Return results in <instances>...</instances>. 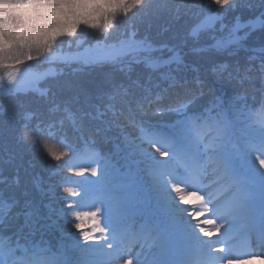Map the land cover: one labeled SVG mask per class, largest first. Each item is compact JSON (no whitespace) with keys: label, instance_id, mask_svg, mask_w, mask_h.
<instances>
[{"label":"trees","instance_id":"obj_1","mask_svg":"<svg viewBox=\"0 0 264 264\" xmlns=\"http://www.w3.org/2000/svg\"><path fill=\"white\" fill-rule=\"evenodd\" d=\"M212 14L225 31L195 33ZM232 28L238 40L220 47ZM130 39L152 54L51 58ZM12 68L53 72L0 94V264L16 254L27 264H93L95 255L107 264L118 223L182 230L185 202L164 163L185 160L183 147L200 167L208 142L219 167L229 157L206 140L214 122L229 119L235 137L264 134V0H0V75ZM241 195L233 208L244 211Z\"/></svg>","mask_w":264,"mask_h":264},{"label":"rangeland","instance_id":"obj_2","mask_svg":"<svg viewBox=\"0 0 264 264\" xmlns=\"http://www.w3.org/2000/svg\"><path fill=\"white\" fill-rule=\"evenodd\" d=\"M225 25L227 24H223L220 21L217 20V17H215V15H209L206 16L203 20V22L199 25L198 29L201 28H210L213 30H217V32L221 33L224 32L225 29L223 28ZM244 25H249L248 23H240L239 27H242ZM251 26H255L257 25V23H250ZM195 33L198 32V30L195 28ZM238 30H235L234 28H232L230 30L231 35L227 36L226 39H223L222 41H220L218 43V45L220 47H226L231 43H235L239 36H238ZM212 34V33H211ZM140 49L141 51H145L149 56L152 54L153 49L147 47L146 45H143L141 42L138 41H134V40H124L120 43L117 44H109L105 47H89L86 48L85 50L81 51V52H67L64 54H57V55H52L51 58L53 59H58L60 61H68V60H63L66 58H69L70 60H77L79 62H87V61H92V62H96V61H109V62H117V61H123V60H127V58H123L120 57L124 54H126L129 50H138ZM65 55V56H64ZM148 56V57H149ZM134 60H138L140 58L138 57H133ZM28 71V72H27ZM53 72L52 68H47L46 70H44L43 72H35L34 70H17L14 69L11 73H9L7 75V77H5L2 81H0V87L3 89H9L11 86L17 87V82H21L23 83L22 88L23 89H28V88H32L29 87L31 84L36 83L37 80H39L42 76L50 74ZM11 84H15V85H11ZM87 170V169H86ZM188 199H185V202H189V201H194L197 202L199 200V197L192 193L189 192L188 194H186ZM188 211L190 212V210L188 209ZM189 214H185V217H189ZM204 215H198V214H193L191 219L194 220H198L201 219L200 221H195L194 226H197L196 229L198 230V236L202 237L203 239L202 242H205V237L207 236V233L205 231V234L200 230V226L202 223V220L206 219L207 217H204ZM206 224L207 222H209V224H211L212 229H214V233L213 235L216 234L217 231H221V227L223 226V221L219 220V223L217 220H215V222L206 219ZM205 223H203L204 225ZM205 224V225H206ZM139 229L136 230V232L138 233ZM212 235V238L209 239V242H211L214 238V236ZM160 244V243H159ZM215 249H212V251H214L215 254L219 255L222 252V245L219 243L216 244ZM212 247V248H213ZM122 252V251H121ZM125 255L122 258V262L121 264H130V255L133 254V251H129L126 249ZM212 260V259H211ZM209 258V261H211ZM228 264V263H227ZM248 264H264V260H255L252 261Z\"/></svg>","mask_w":264,"mask_h":264},{"label":"bare ground","instance_id":"obj_3","mask_svg":"<svg viewBox=\"0 0 264 264\" xmlns=\"http://www.w3.org/2000/svg\"><path fill=\"white\" fill-rule=\"evenodd\" d=\"M256 259H262V260H264V256L263 255H256Z\"/></svg>","mask_w":264,"mask_h":264}]
</instances>
